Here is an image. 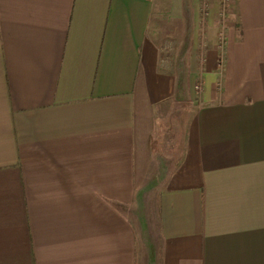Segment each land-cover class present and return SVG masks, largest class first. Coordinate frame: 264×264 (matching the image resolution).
<instances>
[{
    "label": "crops",
    "instance_id": "0c3cea01",
    "mask_svg": "<svg viewBox=\"0 0 264 264\" xmlns=\"http://www.w3.org/2000/svg\"><path fill=\"white\" fill-rule=\"evenodd\" d=\"M204 1L0 0V264H137L142 191L158 264H264V0Z\"/></svg>",
    "mask_w": 264,
    "mask_h": 264
},
{
    "label": "rangeland",
    "instance_id": "374dc122",
    "mask_svg": "<svg viewBox=\"0 0 264 264\" xmlns=\"http://www.w3.org/2000/svg\"><path fill=\"white\" fill-rule=\"evenodd\" d=\"M203 2H205L203 0ZM226 3V2H224ZM222 5H224L222 3ZM224 16H222V20ZM186 26L185 24H176L171 29V38L166 40L167 42V64L168 68L174 69V73L176 75V81H177V101H188V80L186 73H188L189 70V56L192 57V51L196 52L197 56V62L196 67L199 68L201 64V48L197 47L196 45V39L197 43L200 44L201 37H197V32L194 30L193 32L187 30V37L185 40L186 35ZM169 32L170 30L167 29ZM218 34L221 35L219 32ZM200 33H198V36ZM192 37V38H191ZM191 51V52H190ZM191 53V54H190ZM200 60V62H199ZM187 81V82H186ZM193 87H192V93L194 96L193 99H196L198 97V93H200V87L199 82L197 78L193 80ZM176 117L177 121L179 123L183 121L182 117V109L178 107L176 110ZM181 124V123H179ZM164 131L166 135L170 134L168 126L163 125ZM162 134V139L164 138V135ZM160 140V139H157ZM163 142V141H162ZM159 142H156L158 144ZM161 145V143H160ZM162 147V146H161ZM170 154V151L167 150L166 154ZM178 153V151H176ZM160 155V148H155L152 152V158L151 161L153 164L158 161V157ZM163 155V154H161ZM155 163V164H156ZM153 167V165H150ZM153 173L146 174L147 183H153L155 179L154 169H151ZM148 185V184H147ZM143 195L140 196L143 197L142 200L138 199L135 201L133 205H131L129 209V217L130 221L134 227L135 232V242H136V248H135V259L137 264H158L159 263V254H158V246L160 243H158V239L156 238L155 230L153 229V224L155 221V197L154 193L151 192H145L142 191Z\"/></svg>",
    "mask_w": 264,
    "mask_h": 264
}]
</instances>
